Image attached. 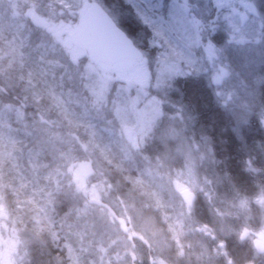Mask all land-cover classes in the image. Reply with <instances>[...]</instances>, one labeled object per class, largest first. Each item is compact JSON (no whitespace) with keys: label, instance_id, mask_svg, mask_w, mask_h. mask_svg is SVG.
I'll return each instance as SVG.
<instances>
[{"label":"rangeland","instance_id":"obj_1","mask_svg":"<svg viewBox=\"0 0 264 264\" xmlns=\"http://www.w3.org/2000/svg\"><path fill=\"white\" fill-rule=\"evenodd\" d=\"M70 2V7L61 10L56 7L55 10L46 1L35 4L33 0H0V27H8L11 23L20 25L16 22L19 18H28L40 36L45 37L42 43L55 47L54 51L61 54L52 62L59 68L63 83L74 90L73 99L68 100L73 103H67L73 109L67 111L65 105L60 108L54 103L52 110L56 115L48 118L46 112L37 108L26 110L24 106L11 104L10 93V100L0 95L2 117H7L8 121L13 119L18 126L26 125L37 138L42 132L34 129L61 133L58 127L63 126L64 121L70 122L68 115H78L79 121L97 120L100 130L110 139L106 145L122 149L123 152L119 150L122 154L139 152L149 161L165 151L157 138L167 130L170 136L178 135L187 140L193 153L201 158L198 171L212 182L218 194L213 203L203 195L197 196L195 208L206 207L210 223L201 225L198 218L196 222L193 218L191 223L199 226L193 231L184 222V245L179 242L180 238L167 232L161 218L151 226L150 232L141 233L130 231L123 218L119 219L118 230L114 231L106 222L92 217L95 226L91 231L85 228L86 239L101 252L104 264H234L226 251L225 241L231 225L210 212L219 211L227 199H231V204L225 205L227 211L223 213L239 211L244 225L236 238L250 244L253 239H259L264 244V194L258 193L248 202L233 189L222 191L221 183L214 178L216 168L207 136L196 130L193 117L181 102L182 81L192 78L206 90L211 103L221 108V120L230 118L238 126L255 124L264 131V107L258 104L261 101L258 87L264 82V0ZM90 2H98L127 32L143 54L141 61L127 60L114 66L93 65L89 61L81 15ZM35 18L39 25L34 23ZM6 45L11 53V41ZM42 50L45 52V46ZM2 57L0 47V59ZM7 65L0 68V77L3 84L10 87L5 72L9 69ZM34 99L37 101L38 97L34 95ZM166 101L173 103V111L164 106ZM253 104L260 112L255 113L254 118L245 115ZM232 109L237 114H233ZM164 113L173 118L174 127L162 119ZM93 128L89 127L87 133L91 134ZM73 134L90 146L78 134V129ZM56 143L63 147L59 141ZM72 143H76L75 139ZM98 144L103 146L100 139H96ZM168 146L175 149L179 143L169 139ZM125 190L119 188L125 201L130 202ZM137 203L139 205V201ZM144 216L148 218L147 213ZM182 222L178 216L174 223L181 226ZM258 264H264V256Z\"/></svg>","mask_w":264,"mask_h":264},{"label":"clouds","instance_id":"obj_2","mask_svg":"<svg viewBox=\"0 0 264 264\" xmlns=\"http://www.w3.org/2000/svg\"><path fill=\"white\" fill-rule=\"evenodd\" d=\"M34 131L42 132L39 139L26 125L13 127L0 117V264H84L81 249L86 243L91 249L85 228H94L92 217L114 231L123 218L130 231L148 233L160 218L179 216L196 231L191 221L197 196L213 203L218 195L198 171L201 158L187 140L167 130L157 138L165 151L154 161L139 152L106 153L72 133L63 139L47 129ZM169 139L179 147L169 148ZM141 164L143 176L132 177ZM113 175L130 186L125 190L130 202Z\"/></svg>","mask_w":264,"mask_h":264},{"label":"trees","instance_id":"obj_3","mask_svg":"<svg viewBox=\"0 0 264 264\" xmlns=\"http://www.w3.org/2000/svg\"><path fill=\"white\" fill-rule=\"evenodd\" d=\"M33 1L35 4L46 1L50 4V8H54L55 10L56 7L61 10L65 6L70 7L71 5V0ZM42 4L44 5L45 2ZM16 22L20 25L11 23L8 27H0V35H2L0 47L4 54V57L0 59V68L9 64L7 65L9 69L5 72L8 73L6 77L10 81V87H8L3 84L4 81L0 77V95H4L7 100H10L11 95V104L24 106L26 110L31 107V109L37 108L40 112H46L44 113L46 118L56 115L52 110L54 103L59 104L60 108H64L65 105L66 110L68 109L67 111L72 110L73 107L67 103H73L68 100L73 99L71 98V94L74 90L68 88L63 83L59 68L52 62L54 57H59L61 54L55 52V47L52 48L50 45L46 46L44 42L45 45L42 43V39L45 37L40 36L38 29L32 25L28 18H19ZM207 22V19H205L204 23ZM7 41H11L10 47L13 50L11 53L6 48ZM43 45L45 46V52L42 50L44 48ZM194 81L192 78L182 81L181 102L193 117L196 130L207 136L208 149L211 150V157L214 160L216 168L214 172L216 182L221 183L222 191H226L229 188L233 189L238 196H241L248 202L257 196L258 193L264 194V131L261 127V129H258L255 124H241L238 126L226 114L225 117L228 119L221 120V108L211 103L208 94L205 92L206 90ZM180 84L181 82L179 86ZM34 95L38 97L37 101L34 99ZM258 97L261 100L258 101V104L260 103L264 107V82L258 87ZM164 106L173 111L172 102L166 101ZM258 108V106L253 104L250 112H247L245 115L253 116L254 118L257 114H260L257 111ZM174 110L177 111L175 106ZM232 111L233 114H237L236 110L232 109ZM2 113L0 110V117L3 116ZM241 113L242 111L238 113V116ZM68 117L71 118L69 120L70 122L64 121L63 126L58 127L62 131L59 134L65 137V139H71L68 136L69 132L73 134L78 129V134L90 143V146L91 144H96V139H100L105 148L102 144H98L99 149L109 154L118 153L121 156L125 155L119 151L122 149H118L109 144L106 145L110 139L106 133L100 130V125L97 120H90L89 122L86 120L79 121L78 115H68ZM162 119L174 127L173 118L168 113H164ZM77 121L81 125H78ZM252 121L254 120L252 119ZM8 122L13 127H21L15 124L13 119ZM75 124L76 126H70ZM89 127H94L91 134H88L86 131ZM198 127L200 130H198ZM68 128L71 130L69 131ZM35 138L39 139L36 136ZM104 138L106 139L105 141ZM138 172L143 176V164L136 170L131 171L132 177H136ZM113 177L116 180L120 179L123 188L127 189L130 187L124 183L123 178L117 175H113ZM227 195H229V192ZM228 203L231 204V199H227L225 205L228 206ZM225 205L221 206L220 210H217L218 212L211 210L210 212L218 214L221 216L223 222L231 225V228L227 229L230 231V235L225 239L228 256L234 264H245L249 261L258 264L263 257H259L254 253L250 243L236 238V233L244 228L243 223H241L242 218L239 215V211L233 213L230 210L227 213H223V210H226L227 207ZM205 208H195L193 213L194 221L196 222L198 218L201 225L210 223L208 218L209 213L206 212ZM213 208L216 207L213 206ZM59 211L61 213L66 211V206L60 207ZM161 219L167 232L178 239L180 238L179 242H182L184 245V235L182 234L186 228L184 222L181 223V226L175 224L174 222L178 219V216H165ZM100 255L101 252L95 249L93 242L91 249L88 248L87 243L81 249V259L84 264H89V262L91 264H104Z\"/></svg>","mask_w":264,"mask_h":264},{"label":"water","instance_id":"obj_4","mask_svg":"<svg viewBox=\"0 0 264 264\" xmlns=\"http://www.w3.org/2000/svg\"><path fill=\"white\" fill-rule=\"evenodd\" d=\"M83 11L88 34L87 57L94 65H112L127 59L142 60L139 50L98 3H87ZM35 23L39 25V20L36 19ZM252 244L259 256L264 255V244L260 240L256 239Z\"/></svg>","mask_w":264,"mask_h":264},{"label":"flooded vegetation","instance_id":"obj_5","mask_svg":"<svg viewBox=\"0 0 264 264\" xmlns=\"http://www.w3.org/2000/svg\"><path fill=\"white\" fill-rule=\"evenodd\" d=\"M112 19V18H111ZM116 23V22H115ZM117 25H118V23H116ZM129 24V23H128ZM119 26V25H118ZM120 27V26H119ZM121 28V27H120ZM123 30V29H122ZM124 31V30H123ZM126 32V31H125ZM127 33V32H126ZM127 36H129L128 34H127ZM86 39H87V35H86ZM121 63V62H120ZM119 63H117L116 65H118Z\"/></svg>","mask_w":264,"mask_h":264}]
</instances>
